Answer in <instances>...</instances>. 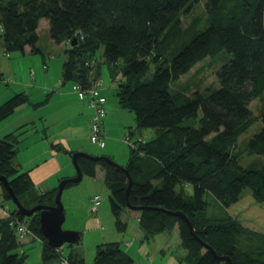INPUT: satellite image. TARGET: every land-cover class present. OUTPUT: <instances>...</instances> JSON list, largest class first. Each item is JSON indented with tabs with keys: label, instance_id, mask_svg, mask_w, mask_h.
Here are the masks:
<instances>
[{
	"label": "trees",
	"instance_id": "16d2710c",
	"mask_svg": "<svg viewBox=\"0 0 264 264\" xmlns=\"http://www.w3.org/2000/svg\"><path fill=\"white\" fill-rule=\"evenodd\" d=\"M198 2L203 15L184 28L181 16ZM42 19L53 43L77 41L65 50L62 84L90 88L99 77L98 53L110 79L121 76L116 98L133 113L136 129L155 130L149 140L136 139L130 151L124 167L132 181L128 191L127 174L111 159L77 157L83 175L94 177L97 167L103 170L116 226L125 229L120 215L128 203L142 208L136 212L145 239L177 230L186 264H224L217 257H228L231 264H264V235L226 212L244 189L264 205V162L242 167L235 152L238 138L260 120L261 128L246 148L264 158V111L257 119L249 109L264 94V0H0L4 50L24 52L28 47L40 53L36 44ZM222 50L229 59L216 70L215 89L190 95L171 90L197 63ZM151 66L153 74L146 78ZM27 102L26 94H14L0 105V122ZM17 150L13 133L0 139V176L24 208L53 205L57 188L36 193L28 173L19 172L15 163ZM0 188L2 202H11ZM24 195L30 199L22 203ZM214 203L220 212L208 215ZM11 215L41 239L43 263L58 262L56 248L40 233L38 214L26 218L13 208ZM18 247L9 221L0 219V264H27ZM66 258L68 264H84L76 250ZM93 263L134 261L111 242L96 246Z\"/></svg>",
	"mask_w": 264,
	"mask_h": 264
},
{
	"label": "rangeland",
	"instance_id": "374dc122",
	"mask_svg": "<svg viewBox=\"0 0 264 264\" xmlns=\"http://www.w3.org/2000/svg\"><path fill=\"white\" fill-rule=\"evenodd\" d=\"M202 15L203 5L202 2H198L193 6L192 10L187 15L181 16V23L184 28H187L193 18L200 17ZM42 21L43 22L41 23H46V20L42 19ZM36 47L40 50V53H31L28 47L24 52H6L0 46V63L2 67L4 69L11 67L14 69L15 73L21 75L22 79H26L28 81L27 84L32 87L31 90L26 89V94L29 95V98H32V101L44 100L43 98L46 99V93L40 95V97L39 95L36 97L38 91L35 90V88L43 87L44 84H53L55 80H57L65 58V50H67L70 45L64 43L57 45L53 43L48 35V31L43 28V24H40ZM6 53H8L9 58L5 56ZM3 54H5V57ZM228 59L229 56L225 50L218 52L214 56L205 58L201 62L197 63L187 74L183 75L178 81L173 83L171 90L183 91L187 95H190L195 91L204 93L208 89H215L218 86L215 75L216 70L227 62ZM95 60L97 61V70L99 72L98 79L101 83L99 89L104 88V93L107 99L105 110L109 125L107 133L104 136V148H99L89 141L90 132L88 130L89 134L86 140L87 151L85 153L93 157H103L105 153L110 152L113 163L124 168L128 162L131 151L128 142L134 143L140 136L149 140L152 136H154L155 130L136 129L133 113L129 110L121 108L116 98L117 84L118 80H122L121 76L117 77L115 81H113L109 77L107 65L104 63L103 59L100 58L98 53L96 54ZM44 66H46V69H44ZM153 71L154 69L151 66L146 78L151 77ZM8 77L16 79L12 74ZM44 79H46V81H43ZM0 85H2L3 91L11 86L7 87L5 84L1 83ZM54 87L55 91H62V89H64L63 87H60V84ZM67 87L68 86L65 88L66 91L68 90ZM51 94L53 95V103L54 98L57 99L55 101H59L53 92L50 93V95ZM48 98L49 95L47 99ZM56 103L58 102L54 103V107H56ZM249 109L252 115L259 119L261 113L264 111V94L262 97L254 99L250 103ZM260 128L261 122L258 120L246 132H244L236 142L235 152L237 153L239 164L242 167L253 165L257 166L264 162V158L250 153L246 148V142L258 133ZM130 131L133 132V135H130ZM125 137L128 139L127 142L123 140ZM23 153L20 155L25 157L26 154ZM62 157L69 162L68 169L70 173L68 174L75 176L76 172L71 157H68L66 154H63ZM22 171L24 170H19V172ZM92 181L93 180L91 178L84 177L78 184L67 187L62 192L61 203L65 215V221L62 225V229L65 231L78 232L81 234V241L78 245L64 244L60 249L56 248L59 256L58 262H54L55 264H63L61 262L62 260H66L67 262V254L73 250L78 251L84 260V264H94L93 259L95 256L96 246L111 242L119 243L121 248L133 259L134 264H177L175 262L172 263V260L169 262L167 260L168 256L165 258L162 253H157V250H155L156 243L160 242L162 239L161 234H157V237H152V240L149 239L147 242L144 241L143 244L141 243L138 238L140 227L134 212L123 210L120 215V220L123 224H125V229H119L115 224V218L110 209L108 188L100 181ZM58 184L59 181L54 183L53 187H57ZM183 189L186 194H192V189L190 187H184ZM42 190L41 186L37 192L40 193ZM90 192H93L92 194L99 195L101 200V204L95 216H92L89 213L90 205L86 207L87 196ZM30 195L27 197H25V195L21 196L20 201L25 203L30 199ZM0 200V215L1 209L8 212H12L13 208L16 209L12 202H2L1 197ZM35 205L36 204H33L30 207L25 206V208L30 209L35 207ZM218 212H220V210L215 206V204H211L207 209L208 215ZM227 213L232 215V217L234 216V218L242 226L264 235V205L256 202L248 189H244L242 191L239 200L227 209ZM172 234L173 232H169L162 235H165L163 237H167L171 250L176 252L177 249L175 247L176 245L174 244ZM16 240L19 245L16 252L18 254L26 255L27 264H44L42 260L41 246V243L43 242L41 239L30 233L27 234L24 239L19 240L16 238ZM28 241L29 243L30 241L32 243L27 244ZM126 243H131V246L127 247ZM142 245H144L143 248L141 247Z\"/></svg>",
	"mask_w": 264,
	"mask_h": 264
},
{
	"label": "crops",
	"instance_id": "0c3cea01",
	"mask_svg": "<svg viewBox=\"0 0 264 264\" xmlns=\"http://www.w3.org/2000/svg\"><path fill=\"white\" fill-rule=\"evenodd\" d=\"M41 22L43 21H39L38 30L40 24H43V28L47 30V24L45 22ZM0 46L3 48L1 40ZM4 55L5 54H3V56ZM44 69H46V66H44ZM61 71L62 66L60 74L53 84H44L43 87H34L35 90L38 91L36 97H38V95L40 97V95L46 93V96L48 97L49 95V98L47 99L46 97V99L43 98L44 100L32 101V98H29V95L26 94V89L31 90L32 87L27 84L28 81L26 79H22L21 75L15 73L14 69L11 67L4 69L0 63V80L7 78L11 74L16 78H11V82L9 84H5L7 87L10 85L11 86L4 91L2 85H0V105L11 98L14 94L24 93L28 98V102L26 104L16 108L9 116L0 122V139L11 133L17 136L18 150L15 155V163L17 164L20 171L23 169L24 171L22 172L28 173L36 193H38L37 191L41 186L43 190L49 191L58 187H53L54 183L58 181L60 182L66 178L74 177L72 174H68L70 173L68 169L69 162L64 157H62L63 154L71 157L73 153H85L87 151L86 140L89 134L88 130L92 116V110L85 100L80 101L76 93L72 91V83L62 84ZM43 81H46V79ZM59 84L60 87H63L64 89H62V91H55L54 86H58ZM66 86H68L67 91L65 90ZM52 92L59 100L55 101L57 99L54 98V103L58 102L56 103V107H54L53 95H50ZM100 93L106 99L104 88L100 89ZM108 125V120L105 116L103 120L104 136L107 133ZM139 138L146 140L141 136ZM23 152L26 154L25 157L20 155ZM103 157L112 159L110 152L105 153ZM84 177L88 176L83 175V178ZM88 178H91L93 181H100L104 184V172L99 167L96 168L95 176ZM43 190L41 192H43ZM92 193L93 192H90L87 196L86 207L90 205L91 197L96 195ZM214 204L218 209H220L218 204ZM125 210L134 212L137 219L138 214L136 211L129 209ZM171 232H173L172 235L177 251L173 252L171 250V246L167 237H163L165 235H162L169 232L160 233L162 239L160 242L156 243L155 250H157V253H162L165 258L168 256L167 260L169 262L172 260V263L175 262L177 264H186L182 260L184 251L180 246L177 230L173 229ZM155 236L157 237V235ZM138 238L142 244L144 241L147 242L149 239L152 240L151 238L145 239L141 228L139 229ZM30 243L32 242L30 241ZM30 243L28 241L27 244ZM126 246H131V243H126ZM143 246L144 245L141 247L143 248Z\"/></svg>",
	"mask_w": 264,
	"mask_h": 264
},
{
	"label": "water",
	"instance_id": "95a60500",
	"mask_svg": "<svg viewBox=\"0 0 264 264\" xmlns=\"http://www.w3.org/2000/svg\"><path fill=\"white\" fill-rule=\"evenodd\" d=\"M76 42H77L76 39H73L69 43V45L74 46ZM77 157H84L85 159L91 160V161H96L102 158V157H93V156H90L84 153H79V152L73 153L71 155V160L75 168L76 174L74 177L66 178L59 182L56 195L54 197V202H53V205L51 206L37 205L30 209L24 208L19 202L18 198L13 194L12 190L10 189L7 179L3 176H0V184L7 191L10 197V201L16 207L17 213L25 217H30L31 215L38 213L40 233L46 240L47 245L53 248H60L64 244L78 245L81 241V234H79L78 232L65 231L62 229V225L65 221L64 209L61 203L62 192L66 188L67 185L78 184L83 178V172L79 168L77 161H76ZM118 167L122 168V170L127 174V171L123 167H120V166ZM127 179H128V186H127V191H128L132 183L131 178L128 176V174H127ZM126 207L127 209L133 210V211H139L142 209L141 207H131L129 206L128 203L126 204ZM188 227H189L190 233L193 235L194 238H196L191 224L188 223ZM217 258L224 264H231V261L228 257H217Z\"/></svg>",
	"mask_w": 264,
	"mask_h": 264
},
{
	"label": "built area",
	"instance_id": "2783aa9c",
	"mask_svg": "<svg viewBox=\"0 0 264 264\" xmlns=\"http://www.w3.org/2000/svg\"><path fill=\"white\" fill-rule=\"evenodd\" d=\"M6 57H9L8 54L5 55ZM87 67L93 68V65L87 64ZM11 78L7 77L0 80L1 84H9L11 82ZM100 81L99 79L96 80L93 85L83 90L78 84L72 85V91L76 93L77 97L80 101H86L89 107L92 110V116L90 119L89 124V141L96 145L99 148H103L105 146L104 142V134H103V120L106 116V99L103 97L100 93ZM125 142L128 141V139L125 137L123 139ZM137 141L134 143L128 142L131 150L135 149L137 146ZM101 204V200L99 195H94L90 199V206H89V213L92 216H95L97 213V210ZM7 219L9 221V226L13 229L14 234L16 235V238L19 240L24 239V237L27 234H30V230L27 227V224L25 222H20L15 217L11 215V212H8L4 209H1V215L0 219ZM63 264H67L66 260L61 261Z\"/></svg>",
	"mask_w": 264,
	"mask_h": 264
}]
</instances>
